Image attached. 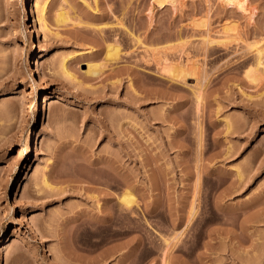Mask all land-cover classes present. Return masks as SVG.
I'll return each instance as SVG.
<instances>
[{
  "label": "rangeland",
  "instance_id": "1",
  "mask_svg": "<svg viewBox=\"0 0 264 264\" xmlns=\"http://www.w3.org/2000/svg\"><path fill=\"white\" fill-rule=\"evenodd\" d=\"M248 2L0 0V264H264Z\"/></svg>",
  "mask_w": 264,
  "mask_h": 264
},
{
  "label": "bare ground",
  "instance_id": "2",
  "mask_svg": "<svg viewBox=\"0 0 264 264\" xmlns=\"http://www.w3.org/2000/svg\"><path fill=\"white\" fill-rule=\"evenodd\" d=\"M173 1V0H172ZM225 3H227V4H235L236 5V7L239 9V10H241L242 12H246L247 10H248V8H249V2H248V0H223ZM39 2L37 1V2H35V4H34V7L36 8V17H35V21L37 22V24H38V26H39V29L42 31V33L44 32V35H46L45 33H46V30H48V27H47V25H46V20H45V13H44V10H45V6H46V2H43V4H41V6H39V4H38ZM160 4H161V2H160ZM249 13H251L250 11H248ZM66 13V12H65ZM65 13L62 11V12H60L58 15H57V17H56V20H58V21H63L64 19H66V17H65ZM246 14V13H245ZM38 29V30H39ZM224 30V29H223ZM225 32V31H224ZM207 35H208V33H207ZM115 45V44H114ZM114 45H109L108 47V50L110 51V50H112V49H115V46ZM114 46V47H113ZM117 48V47H116ZM107 50V51H108ZM109 51H108V53H109ZM113 51V50H112ZM111 52V51H110ZM115 52H117V49L116 50H114L112 53H115ZM112 53H110V54H112ZM257 53H258V56H257V65L258 66H260V64H264V49L263 48H258L257 49ZM117 54V53H116ZM113 55V54H112ZM115 55V54H114ZM112 57V56H111ZM115 57V56H114ZM167 59H165V60H163V61H166ZM65 63H66V61L65 60H63L62 62H61V70L63 71L62 72V74H64V76H66V77H68L70 80H72L73 78H74V76L72 75V74H70L69 72H68V70H67V68L65 67ZM165 64H167L166 65V67H164L163 66V68H164V70H165V72H169V75H170V73L171 74H173L172 76L174 77H177V76H180V73L179 72H181V70H183L181 67H179V69H178V67H173L172 65H170L169 63H167V62H164V65ZM168 65L170 66V67H168ZM97 66H98V64H97ZM96 65H94V64H89L88 65V67H89V70L88 71H91V72H98V67H97ZM171 67H173V68H171ZM261 67V66H260ZM175 68H177V71H175ZM255 69H256V67H255ZM261 69V68H260ZM100 70V69H99ZM33 71V70H32ZM184 73V75H187V74H185V72H183ZM251 73V72H250ZM247 74V73H246ZM184 75H182L181 74V76L183 77ZM250 75V74H249ZM254 75V74H253ZM180 76V77H181ZM171 77V76H170ZM251 77H253V76H251ZM172 78V77H171ZM255 78V77H254ZM39 79H41V76H39ZM251 80V79H250ZM43 183H44V185L45 186H47V187H51V185H50V183L47 181V179H46V177H45V175L43 174V181H42ZM53 187V186H52ZM131 195V192L130 191H126V192H124V194H123V196L121 197V198H118L119 199V202H120V206H122V207H127V206H130L131 204V202L134 200H132V197L130 196ZM109 214V213H108ZM107 214V218H110V215H108ZM0 233H3V232H0ZM2 238H3V235L1 236Z\"/></svg>",
  "mask_w": 264,
  "mask_h": 264
},
{
  "label": "crops",
  "instance_id": "3",
  "mask_svg": "<svg viewBox=\"0 0 264 264\" xmlns=\"http://www.w3.org/2000/svg\"><path fill=\"white\" fill-rule=\"evenodd\" d=\"M129 240L131 243H137L138 242V239L136 237H131Z\"/></svg>",
  "mask_w": 264,
  "mask_h": 264
}]
</instances>
